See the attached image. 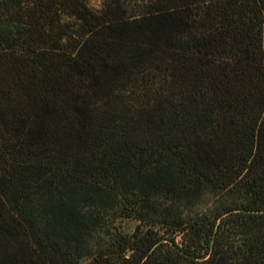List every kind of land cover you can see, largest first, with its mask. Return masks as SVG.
Here are the masks:
<instances>
[{
	"label": "trees",
	"instance_id": "1",
	"mask_svg": "<svg viewBox=\"0 0 264 264\" xmlns=\"http://www.w3.org/2000/svg\"><path fill=\"white\" fill-rule=\"evenodd\" d=\"M89 1L0 0V264H264V0Z\"/></svg>",
	"mask_w": 264,
	"mask_h": 264
},
{
	"label": "rangeland",
	"instance_id": "2",
	"mask_svg": "<svg viewBox=\"0 0 264 264\" xmlns=\"http://www.w3.org/2000/svg\"><path fill=\"white\" fill-rule=\"evenodd\" d=\"M103 1L104 0H90L89 5L93 8H99ZM118 223H120L122 230L128 233H131L137 225V222L128 220L120 221Z\"/></svg>",
	"mask_w": 264,
	"mask_h": 264
},
{
	"label": "water",
	"instance_id": "3",
	"mask_svg": "<svg viewBox=\"0 0 264 264\" xmlns=\"http://www.w3.org/2000/svg\"><path fill=\"white\" fill-rule=\"evenodd\" d=\"M129 255V254H128Z\"/></svg>",
	"mask_w": 264,
	"mask_h": 264
}]
</instances>
